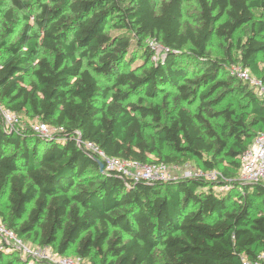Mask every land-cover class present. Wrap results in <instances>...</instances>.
<instances>
[{
	"label": "trees",
	"instance_id": "obj_1",
	"mask_svg": "<svg viewBox=\"0 0 264 264\" xmlns=\"http://www.w3.org/2000/svg\"><path fill=\"white\" fill-rule=\"evenodd\" d=\"M10 1L0 104L21 125L0 121L8 229L88 264H242L264 252V183L230 172L264 133V100L230 73L264 82V0ZM31 122L57 133L43 138ZM78 138L111 158L218 171L227 190L124 181ZM0 264L28 263L3 243Z\"/></svg>",
	"mask_w": 264,
	"mask_h": 264
},
{
	"label": "built area",
	"instance_id": "obj_2",
	"mask_svg": "<svg viewBox=\"0 0 264 264\" xmlns=\"http://www.w3.org/2000/svg\"><path fill=\"white\" fill-rule=\"evenodd\" d=\"M152 45L155 44L151 43ZM26 50V49H25ZM231 75L248 84L254 90L256 96L264 100V82L253 76L249 70L243 67H235L230 71ZM0 121L5 131L13 132L19 129L21 117L14 112L5 109L0 104ZM31 129L43 138L55 136L56 129L44 123H33ZM79 148L88 152L97 162L104 173H115L124 181L132 183H170L188 180H200L210 184L225 183L227 180L218 171L204 172L200 169H192L189 165L182 167L168 166L164 164L145 165L137 161L111 158L107 156L98 145L90 141L77 139ZM178 171L179 175H176ZM241 177L245 184L264 183V133L260 134L241 157ZM0 242L6 243L9 249L17 250L22 257L33 262L47 264H84L81 258L59 256L54 253L52 247L37 248L25 243L17 234L0 222ZM242 264H264V252L254 260L242 256Z\"/></svg>",
	"mask_w": 264,
	"mask_h": 264
},
{
	"label": "rangeland",
	"instance_id": "obj_3",
	"mask_svg": "<svg viewBox=\"0 0 264 264\" xmlns=\"http://www.w3.org/2000/svg\"><path fill=\"white\" fill-rule=\"evenodd\" d=\"M3 2H4V6H5V8H10L11 7V1L10 0H2ZM156 1H158V2H160L161 0H156ZM196 13V6L194 5V4H187V5H185V15L186 16H189V17H191L193 14H195ZM19 19H20V22L22 23V18L21 17H19ZM31 22H33V18H31ZM5 26H6V20H5V18H4V15H1L0 16V38H2V37H4L5 35H6V32H5ZM155 47L156 48H158L159 49V55L161 54L162 55V49L159 47V46H157L156 44H155ZM223 50V46H222V42L221 41H219V40H214V42H213V48H212V51L214 52V56L216 57L217 55H218V53L220 52V51H222ZM238 57V53H235V58H237ZM136 63H140V61H136ZM235 67H239V65H235V66H233L232 68H231V70L233 69V68H235ZM258 77H260V76H258ZM163 90H161V92H164V93H167V92H172L174 89H172V88H170V87H163L162 88ZM225 105V104H224ZM223 105V106H224ZM22 121H23V126H24V128H25V126H26V124L29 122V120L23 115L22 116ZM33 123L31 122V124H30V126L32 125ZM29 126V127H30ZM190 166V168H192V169H198V167L195 165V164H192V165H189ZM230 172L234 175V177H235V179L237 180V181H239L240 183H244V181H243V179H242V177H241V169H235V168H231L230 169ZM176 175H179V173H178V171L176 172ZM242 183V184H243ZM210 187H213V189L216 191V192H224V191H226L227 190V188H225V187H223V186H221L220 184H208ZM6 206H7V200L6 199H4L3 201H2V203L0 204V210H2V211H4V213H6ZM3 220L0 218V222L3 224V222H2ZM24 241H25V239H24ZM25 243L26 244H28V245H31V246H33L31 243H30V240H26L25 241ZM2 243L0 242V245H1ZM54 251V250H53ZM55 253V252H54ZM21 256V255H20ZM69 256H71V258H76V257H74V255L72 254V253H69ZM22 257V256H21ZM28 264H47V263H44V262H33V261H31L30 259H28V258H24V257H22ZM84 264H88V262L87 261H85L84 262Z\"/></svg>",
	"mask_w": 264,
	"mask_h": 264
},
{
	"label": "water",
	"instance_id": "obj_4",
	"mask_svg": "<svg viewBox=\"0 0 264 264\" xmlns=\"http://www.w3.org/2000/svg\"><path fill=\"white\" fill-rule=\"evenodd\" d=\"M103 168L101 167V170H102Z\"/></svg>",
	"mask_w": 264,
	"mask_h": 264
}]
</instances>
